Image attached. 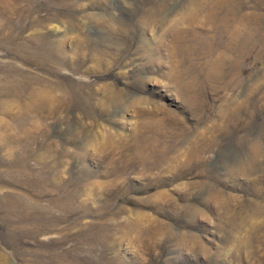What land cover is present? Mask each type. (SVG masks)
<instances>
[{
  "label": "rangeland",
  "instance_id": "1",
  "mask_svg": "<svg viewBox=\"0 0 264 264\" xmlns=\"http://www.w3.org/2000/svg\"><path fill=\"white\" fill-rule=\"evenodd\" d=\"M0 264H264V0H0Z\"/></svg>",
  "mask_w": 264,
  "mask_h": 264
},
{
  "label": "bare ground",
  "instance_id": "2",
  "mask_svg": "<svg viewBox=\"0 0 264 264\" xmlns=\"http://www.w3.org/2000/svg\"><path fill=\"white\" fill-rule=\"evenodd\" d=\"M218 3V2H217ZM217 6H218V4H217ZM225 6H227V5H225ZM230 6V5H229ZM215 7V6H214ZM224 7V6H223ZM213 8V7H212ZM229 8V7H228ZM234 8V7H233ZM198 9V8H197ZM210 10H212V9H210ZM213 10H215V9H213ZM232 10V9H231ZM219 11V10H218ZM219 13H220V11H219ZM234 13V12H233ZM210 14V13H209ZM224 14H222V16H223ZM207 16V15H206ZM222 18V17H221ZM226 20V19H225ZM223 22V21H222ZM223 25V24H222ZM225 25V24H224ZM217 28V27H216ZM237 30H238V28H237ZM226 31V30H225ZM234 31V30H233ZM236 31V30H235ZM218 32H219V30H218ZM237 32V31H236ZM236 32H234V33H236ZM215 33V32H214ZM238 33V32H237ZM215 35V34H214ZM234 36V35H233Z\"/></svg>",
  "mask_w": 264,
  "mask_h": 264
}]
</instances>
